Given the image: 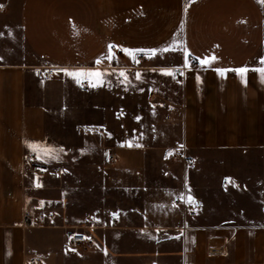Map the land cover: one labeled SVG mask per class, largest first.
<instances>
[{"label": "crops", "instance_id": "0c3cea01", "mask_svg": "<svg viewBox=\"0 0 264 264\" xmlns=\"http://www.w3.org/2000/svg\"><path fill=\"white\" fill-rule=\"evenodd\" d=\"M0 5V264H264V83L255 71L242 82L214 70L261 66L264 4ZM174 41L179 51L138 63L114 48L115 59L100 68L116 74L103 87L58 71L95 67L109 44L162 49ZM185 52L191 69L183 68ZM211 56L207 70L196 66V57ZM48 68L56 73L45 80ZM175 68L182 78L162 74ZM121 71L131 83H118ZM84 128L95 130L87 145ZM26 142L64 152L37 160ZM174 152L195 168L175 161ZM189 189L198 207L178 198ZM29 206L45 215L42 225L22 224ZM73 231L92 246L64 249ZM208 237L224 239L226 254L210 256Z\"/></svg>", "mask_w": 264, "mask_h": 264}, {"label": "snow or ice", "instance_id": "6c2138e0", "mask_svg": "<svg viewBox=\"0 0 264 264\" xmlns=\"http://www.w3.org/2000/svg\"><path fill=\"white\" fill-rule=\"evenodd\" d=\"M188 2H191V0H188ZM258 2L264 4V0H258ZM0 7H3V6L0 5ZM114 48L119 49L125 54H128L131 57L133 63H138L140 57H146V58L152 59L160 52L180 50L178 41H174L171 45H169L168 47L162 48V49H127V48H123L122 46L109 44L107 56L103 58H98L97 61L95 62V67L89 68V69L81 68V69H76V70L59 69L58 71L63 72L65 75L72 77L73 79H75V81L78 84L83 85L87 83L90 87H93V88L103 87L106 83H111V81H109L107 77L116 74L114 72H107L100 68V65L102 64L103 59H107L109 61H113L115 59V55L113 53ZM195 60L199 63L201 68L207 70L211 66V64L216 60V57L214 56L204 57V58L196 57ZM259 64L261 65L260 67L251 68V69L247 66H243L237 69L217 68L214 70L217 72L218 75H221V76H226L228 72H235L241 78L242 82H246L245 77L249 71H255L259 74L261 78V82L264 83V58L260 59ZM191 67H192L191 54L188 52H185L184 58H183V68L191 69ZM177 73H179L180 75H183V70L181 68L162 70V74L173 76V78L175 77ZM135 78L137 80H140L141 75L137 73ZM197 79L199 80V77H197ZM117 80L119 84L131 83V81H129L128 79L127 73L124 71H121L118 73ZM125 91H127V87H125ZM122 114L123 113L118 114L117 118L119 119L120 115ZM136 119L137 121H139L141 118L136 117ZM89 131H91V129H89ZM127 146L131 147V146H139V145H133L131 142H128ZM26 147H28L29 150L35 154V158L37 160L41 159L42 156L48 158L49 160H56L59 158V155L64 152L63 148H53L41 142H31V143L26 142ZM182 147L183 146L181 145V148ZM35 180H36L35 186L41 187L42 185L38 182L39 178L36 177ZM226 183L234 184L235 182L232 181L231 178H226ZM178 198L181 201L189 204L193 208L199 206L198 203L195 201L194 197L191 195L190 189L187 191L186 194H180ZM112 215L114 218L119 217L118 212L113 213Z\"/></svg>", "mask_w": 264, "mask_h": 264}, {"label": "built area", "instance_id": "2783aa9c", "mask_svg": "<svg viewBox=\"0 0 264 264\" xmlns=\"http://www.w3.org/2000/svg\"><path fill=\"white\" fill-rule=\"evenodd\" d=\"M196 66H200L199 63H196ZM56 73L55 68H48L45 72H42V77L45 80H50ZM179 78H182V75L178 74ZM171 112L173 109L170 110ZM91 129V131H89ZM95 130L92 128H84L83 130V142L85 145L89 144L91 137L94 136ZM172 157L175 161H181L186 165H190L191 169L195 167L191 164V162L186 158L184 155L174 152L172 153ZM27 161L31 160V157H26ZM37 174L43 175L44 170L38 169ZM177 204H181V201H177ZM187 206V204H186ZM191 216H195V212L190 213ZM54 216L51 215L50 218ZM46 221V217L42 213H36L32 206L27 207L23 212L22 224L24 226H40ZM93 241L88 238L85 234L78 231L71 232L64 242L63 248L70 249V248H84L88 249L92 246ZM207 252L210 256H222L225 255L227 252V245L224 239L218 237H208L207 238ZM38 260H32L29 264H39Z\"/></svg>", "mask_w": 264, "mask_h": 264}]
</instances>
